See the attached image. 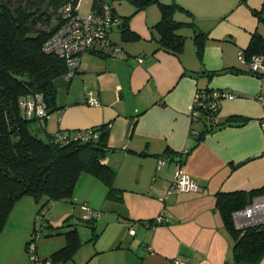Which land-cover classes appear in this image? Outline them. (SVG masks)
Returning a JSON list of instances; mask_svg holds the SVG:
<instances>
[{
	"label": "crops",
	"instance_id": "0c3cea01",
	"mask_svg": "<svg viewBox=\"0 0 264 264\" xmlns=\"http://www.w3.org/2000/svg\"><path fill=\"white\" fill-rule=\"evenodd\" d=\"M110 1L116 14L134 13L129 27L140 39L122 42L113 30L111 35L123 52L116 56L111 55L113 50L84 53L76 72L83 86L79 92L73 91L76 76L70 81L57 78L56 105L63 109L49 114L45 128L83 129L110 121L111 146L147 154L114 150L107 155L105 161L116 171L115 184L125 189L122 201H108L106 186L94 183L91 176L84 177V186L90 189L95 185L98 190H89L83 203L89 210L97 209V225L103 230L92 243L102 252L94 255L95 250H90L81 261L228 264L233 241L216 208L215 193L264 184V70L261 76L252 74L248 63L238 59L239 51L247 48L255 32L264 37V0H174L194 14H174L183 23L177 32L185 37L179 56L157 49L156 23L161 17L157 4L135 12L127 0ZM228 67L243 72L224 73L214 79L213 88L234 95L222 98L214 121L221 123L230 116L248 117V121L242 126L225 125L205 132L197 142L195 136L203 125L195 127L190 118L193 97L198 88L208 87L207 71ZM195 71L201 74L192 75ZM89 92L90 99H97L99 104L84 102ZM167 147L178 153L163 156L170 163L159 165V157ZM179 152H186V156ZM178 158L196 182L197 190L172 189L176 167L172 161ZM73 198L77 201L76 193ZM52 208L50 215L54 218L63 219L68 212L66 209L58 214L57 207ZM37 209L31 197L16 203L0 233V264H29L24 249ZM160 214L164 222L154 227L138 222ZM131 227L136 230L134 235L129 234ZM258 264H264V258Z\"/></svg>",
	"mask_w": 264,
	"mask_h": 264
},
{
	"label": "trees",
	"instance_id": "16d2710c",
	"mask_svg": "<svg viewBox=\"0 0 264 264\" xmlns=\"http://www.w3.org/2000/svg\"><path fill=\"white\" fill-rule=\"evenodd\" d=\"M76 1L0 0V233L6 226L16 203L24 197H31L38 204V209L34 217L31 237L25 243V249L29 255L28 246L35 243L36 252V242L43 236H62L63 245L54 250L50 257L43 258V260H50L53 264L74 261L75 255L84 242L75 223L66 221L62 225H53L45 214L37 220L40 210L56 200H69L74 204L75 185L81 175L93 176L100 180L106 186L105 198L108 201H122L125 189L115 184L116 171L109 162L105 161L107 155L114 150L147 154L145 151L128 147L111 146L109 144L110 121L88 128L63 129L53 133L45 128L48 113L63 109V106L56 105L55 81L63 77L68 70L65 59L46 50L45 43L56 33L62 22L61 9L68 5L73 6ZM127 1L133 4L135 12L150 4L158 5L161 17L156 23V29L159 32L157 49L179 56L184 48L185 37L177 32L183 23L176 20L174 14L176 11L185 12L191 17L194 14L174 0L171 2ZM100 2L108 3L113 16L117 17L119 22L104 31V38L99 39L95 45L98 49L93 47L86 52L94 51V53L103 54L113 50L111 55L116 56L120 52H115V47L118 46L122 52L123 49L113 39L111 35L113 30H117L122 42H135L140 39L138 34L129 27V20L134 13L118 15L114 12L112 1L91 0L94 7L100 5ZM256 15L259 14L256 12ZM195 39L200 38L195 35ZM243 51L247 62L252 56H264V37L255 32ZM241 71L243 72L238 67L207 71L205 76L209 79L208 87L198 88L197 91L210 94V98L213 91L222 94L226 92L224 89L213 88L214 79L224 73L237 74ZM196 73H198L197 76L201 74L195 71L192 75L195 76ZM211 81L212 86L209 87ZM37 96H40L44 115H38L36 108L31 113L23 108L25 101L31 99L38 101ZM219 99H216L217 104L214 109L199 110L198 117L195 119L192 117L193 108L191 109L192 123L203 125V129L195 136L197 142L205 132H211L225 125L242 126L248 121V117L230 116L221 123H215L222 100ZM84 102L89 103L86 98ZM36 105L39 103L36 102ZM135 123H132V128ZM194 130L192 128L191 133ZM88 132H91V135L84 138L83 135ZM177 153L167 147L161 156L172 157ZM179 154L186 156V152H179ZM177 161L180 162L179 158ZM258 196H264V184L249 190H219L215 193L216 208L233 241L232 257L228 264L242 262L258 264L264 258V224L238 228L233 219L235 210L246 207ZM83 205L85 204L82 203V207ZM85 207L83 209L87 210L86 214L90 217L84 218L83 222L91 228L92 236L88 240L94 244L103 229L97 231L98 211L89 210L86 205ZM69 219V217L66 218V220ZM138 222L149 227L157 224L154 218L138 220ZM131 229H134L133 234L130 233ZM135 233V228L131 227L129 234ZM100 252L102 251L97 249L94 255Z\"/></svg>",
	"mask_w": 264,
	"mask_h": 264
},
{
	"label": "built area",
	"instance_id": "2783aa9c",
	"mask_svg": "<svg viewBox=\"0 0 264 264\" xmlns=\"http://www.w3.org/2000/svg\"><path fill=\"white\" fill-rule=\"evenodd\" d=\"M83 1L84 0H77L73 6L68 5L61 9L60 14L62 22L56 33L45 43L46 50L52 51L65 59L68 70L63 77L66 81H69L79 68L82 54L93 48L99 39L104 38V31L106 29L119 22V19L113 16L108 3L100 2V5H95V7L90 3L87 11L83 12L81 10ZM115 52H121V49L116 46ZM238 54L240 61L248 63L250 71L261 73L264 70V56H252L250 61L247 62L243 50L239 51ZM139 60L141 61V59ZM90 95L91 94L86 97L88 102L94 105L99 104L97 99H90ZM211 95L212 98H210V94L201 92L195 94L192 106V117L194 119L198 117L199 110L214 109L217 104L216 99H219L221 95L222 97L220 99L234 97L233 93L229 91L222 92V94L218 91H213ZM37 100L38 101H34V99H31L25 101L23 103V108L28 113H31L36 108V113L38 115H44V108L40 103V96H37ZM261 100L263 101L262 98ZM36 102H38L39 105H36ZM89 135H91V132L83 136L87 138ZM160 163L162 164L163 161ZM172 189L178 192L195 191L198 189L196 182L190 177L181 164L176 165ZM45 211L46 207L41 209L36 219L42 218ZM233 219L238 228L264 224V196L255 197L246 207L235 210L233 212ZM163 222V215L160 214L155 218V223L158 224ZM130 233L133 234L134 229H131ZM32 244L28 246V253L32 260V264H53L50 260L39 258L35 252V245L31 247ZM175 264H188V262L177 260Z\"/></svg>",
	"mask_w": 264,
	"mask_h": 264
},
{
	"label": "rangeland",
	"instance_id": "374dc122",
	"mask_svg": "<svg viewBox=\"0 0 264 264\" xmlns=\"http://www.w3.org/2000/svg\"><path fill=\"white\" fill-rule=\"evenodd\" d=\"M90 1L91 0H84L83 1L82 8H81V10L83 12L87 11V9L89 7V4H90ZM163 1L170 2V0H163ZM76 75H77V73L74 74L73 77H75ZM73 82H74V85H73L74 90L73 91L74 92H75V90H76V92L81 91L83 86H82V81L78 78V76H76L74 78ZM85 82H86V84H88L87 80ZM90 93L91 92L86 93L87 95L86 94L85 95L88 97V95ZM51 114H53V113H50V115ZM50 115H48V117H50ZM43 124H44V122H43ZM198 124L199 123H196L195 127H197ZM57 128L58 127H56V126L53 127V128H50V130L48 128V131L55 132L57 130ZM176 161H177V159H175L172 162L174 163ZM84 177H85V175H81L79 177L78 181L76 182L75 191H74L73 197L75 196V193H76V196H77L78 199H77V201L74 200V204L72 202H70L69 200H56V201H53V203H52L53 205L51 204V206H50L51 209L47 213V219H49V221L53 225H62L66 221L75 223V226H77V229L79 230L80 237H81V239L84 242V244L81 247V249L75 255L74 261H69L66 264H80V263L83 264V262L81 261L82 255L84 253L90 254V253H88V252H91L90 250H95L96 249L95 245H93L92 242L88 240L92 236V230L89 227V225H86L83 222L84 216L86 215L87 210L82 208V203L84 202L83 196L86 195L89 190L91 192L95 193L98 190V188H96L95 185H90L91 186V187H89L90 189H88V185L84 186V183H85L84 182ZM91 177H92L94 183H99V185H103L100 180H98L97 178H95L93 176H91ZM52 207H57V210L55 212H57L58 214H62L63 212H65L66 209L68 210V212L66 213V215H64L63 219L56 218V217L54 218V217H51V215H50V212H52V209H53ZM67 217H69L70 219L66 220ZM96 224H98V222H96ZM101 229L97 225V231L101 230ZM107 232L108 231H106L105 236H106ZM30 237H31V233L29 234L28 238L26 239V242L30 239ZM63 243H64V238L62 236H52V237L51 236H49V237L43 236L40 240H38L36 242V244H37V253L40 256V258L50 257L51 253L54 250H56L57 248H59L60 246H62ZM34 245H35V243H33L31 245V247H33ZM24 253H25L24 256L29 261V264H32L30 256L27 254L25 249H24Z\"/></svg>",
	"mask_w": 264,
	"mask_h": 264
},
{
	"label": "clouds",
	"instance_id": "9594fccd",
	"mask_svg": "<svg viewBox=\"0 0 264 264\" xmlns=\"http://www.w3.org/2000/svg\"><path fill=\"white\" fill-rule=\"evenodd\" d=\"M64 78V77H63ZM72 79V78H71ZM199 91H197L196 93H198ZM195 93V94H196ZM195 96V95H194ZM194 98V97H193ZM50 113H48V115H49ZM159 165H164V164H166L167 162H168V158L167 159H165L163 156H161V157H159ZM161 161H163V163L161 164L160 162ZM181 164L182 165V163L181 162H179V161H177V163L176 162H174V165L176 166L177 164ZM184 167V166H183ZM175 169H176V167L174 168V173H175ZM185 169V168H184ZM173 177H174V175H173ZM85 206V205H84ZM47 208L48 207H46V211H47ZM84 208H86V207H84ZM46 211H45V215H46ZM90 216L88 215V216H84V218H89ZM155 219V218H154ZM158 224H160V223H158ZM158 224H156V225H158ZM156 225H154V226H156ZM154 226H150V227H154ZM36 254H37V256H38V253H37V251H36ZM39 257V256H38ZM40 258V257H39ZM47 258V257H46ZM41 259H43V258H41ZM45 259V258H44Z\"/></svg>",
	"mask_w": 264,
	"mask_h": 264
}]
</instances>
